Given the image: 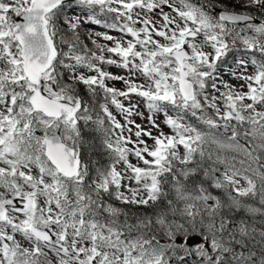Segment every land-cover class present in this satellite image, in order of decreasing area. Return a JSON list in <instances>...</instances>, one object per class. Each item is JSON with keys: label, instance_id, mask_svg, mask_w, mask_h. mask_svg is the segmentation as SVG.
Here are the masks:
<instances>
[{"label": "rangeland", "instance_id": "rangeland-1", "mask_svg": "<svg viewBox=\"0 0 264 264\" xmlns=\"http://www.w3.org/2000/svg\"><path fill=\"white\" fill-rule=\"evenodd\" d=\"M98 1L105 3L112 13L120 17L117 25H93L84 12L75 7H71L67 13L71 26L85 34L93 45V55H87L93 62V67L85 61L82 62L83 54H75L69 50L63 53L61 60L67 65L72 81H81L83 84L99 83L103 92L105 91L101 107L110 116L113 124L107 141L114 153L113 160L105 167L103 174L77 178L67 184L57 178L55 171L42 164L43 175H38L37 164L42 161L36 150L25 152L24 156H21V162L10 156L13 148L3 143V140L11 133L15 134L14 121L22 128L32 122L30 131L36 145L41 140L43 145L41 133L46 132L47 135L52 129L48 128L50 120L32 112L27 103L31 88L26 87V82L20 79L21 60L9 57L0 44V198L13 194L11 183L18 179L20 194L32 195L36 199L35 215H23L20 209H8L9 223L0 225V264H13L11 258L20 261L22 256L17 250H32L34 241L25 239L24 232L35 225L49 230L56 241L59 237L63 238L64 244L70 245L74 251L72 256H67L68 253L56 250L58 248L50 250L39 245L38 251L51 260L47 264H188L173 256L175 251H183L185 248V245H176L174 241L182 227L181 224L167 225L158 215L152 223L158 231L152 236H148V233L144 235L137 229L144 230L143 227L151 224L150 221H141V218H136L138 223H134V227L110 224L121 229L132 241L107 240L109 230L102 227L101 223L98 227L84 225V234L78 235L77 231L80 217L91 220L85 212L90 207L98 209L96 203H99V200L105 202L116 198L132 201L133 206L139 208L144 207L149 176L141 174L149 168L153 169V153L157 147L167 145L168 137L172 134L165 121L170 114L166 111L149 114L145 96L152 95L155 80L167 82L172 77L176 78L178 67L170 56V47L174 45L181 47L185 44L191 54L198 55L196 63H193L195 72L189 78L196 94L194 100L199 101L198 104L190 105L189 110L193 114L202 112V120L205 123L217 125L226 113L229 100L236 98L232 103L236 105V113L232 114L236 118L233 121L227 118L226 122L230 120L238 129H233L228 123L224 125L228 128V136L212 131L207 132L205 136L214 147L237 153L241 160L235 158L230 161L237 164V168L231 169L225 167L229 163L227 160L220 157L209 158L216 165L210 173V186L218 188L221 183L222 189L232 190L234 197H238L247 189L246 176L256 183H264V174L257 172V166L261 164L264 154V81L259 79L264 73L260 72L262 68L254 60L252 53L244 50L248 46L254 50L262 49L264 24L226 28L223 23L217 22L221 39L225 34H230V40L221 52H230L231 55L220 63L213 53L214 46L211 42H206L199 35L191 41L183 40V34L188 30L204 35L210 34L212 29L198 31L196 23L192 21L193 16L187 17L188 11L180 0ZM251 1L225 0L229 4L241 2L239 5ZM30 3L31 0H0V37L12 33L14 27L12 15H5V11H25ZM118 17H113L112 23H116ZM141 22L148 24L154 30V35H147L140 30L138 24ZM149 62L150 66L156 67L158 75L148 69ZM202 62L208 67L201 65ZM145 68L147 71L143 72ZM52 80L53 78L49 80V86L45 87L44 92L49 98L57 99L53 93V90L57 91V87ZM252 91H256L258 95L254 97ZM67 101L76 104L73 99ZM206 112L211 114V117L207 116ZM61 126L60 123L51 125L59 129ZM190 134L192 132H185L183 137ZM173 138L175 147L172 153L180 158L182 147L177 143V136L174 135ZM6 182L8 188L2 186V183ZM253 189L255 190V187ZM103 192H108L109 196L101 198L100 193ZM65 193L68 199L63 198L64 201L62 197ZM224 195L225 192L223 197ZM234 197L228 194L224 198L234 200ZM212 201L216 202L211 196L179 197L181 217L188 220L191 216H200L206 221L204 228H207L214 240L206 238L213 251L220 253L222 261H225V264H244L241 260V250L249 249L244 242L248 240L251 246L261 242L263 234L255 229L256 223L264 225V208L242 207L235 200L232 204L227 201L226 203L231 205L229 215L235 217L243 212L245 219L234 224L230 221L231 218L225 216L224 219L220 217L218 222H213L210 212ZM259 201L262 203L264 199ZM104 207L109 208L108 205ZM104 211L108 212L109 209ZM231 233L234 234L233 238H228L227 234ZM141 240L143 242H140ZM195 258L197 257L194 256ZM215 261L216 259L212 264H215Z\"/></svg>", "mask_w": 264, "mask_h": 264}, {"label": "trees", "instance_id": "trees-1", "mask_svg": "<svg viewBox=\"0 0 264 264\" xmlns=\"http://www.w3.org/2000/svg\"><path fill=\"white\" fill-rule=\"evenodd\" d=\"M180 1L187 9L188 16H193V22L198 24L201 29H213V33L207 35L206 38L213 41L215 44H219L221 47L228 44L227 42L230 40V38H228L230 34H225L223 39L220 38L219 27L217 26L218 19L212 15L214 9H223L248 15L258 20L260 24H264V0H252L244 5H239L241 2H237L238 4H229L225 2V0ZM79 8L97 23L102 21L113 22L114 18L118 16L117 14L108 11L105 6L97 5L93 0H87L85 4L80 5ZM20 13H22V11L18 13L12 12V10L5 11V15H9V17L12 15L13 20H15ZM67 13L68 5H62L47 16V28L56 49V58L54 59L51 69L44 77V85L49 86V80L53 78L52 81L57 87V91L55 92L56 96L66 101L69 99L76 101L78 106V116H76L74 120L57 122L62 125L61 128H54L50 133L53 134L56 131H60L64 142L75 148L76 154L80 159V176L86 178L90 175L103 174L105 167L113 160L112 155L114 150H111L107 141V136L113 125L110 116L101 107V103L105 98L103 90L93 83L83 84L81 81H72L67 65L61 60L63 53L69 50L75 54H83L81 59L89 66L93 64L87 56L88 54L93 55L92 43L88 40L85 34L80 30H76L75 26H71L67 19ZM118 22L119 19H117L116 24H118ZM225 26L226 28H237V26L232 25ZM0 40L2 45L8 51L9 56L19 61V48L14 35L5 36ZM214 48L219 49L216 45ZM244 50L250 51L254 60L259 63L264 70V45L262 46V49L256 48L254 50L253 47L248 46L244 48ZM229 55H231L230 52L221 54L219 62L222 63L227 60ZM261 77L264 80V75ZM20 78L21 80L23 79L22 75ZM156 89H158V92L163 91L167 96H176L175 100H166L164 105L177 120L181 121L180 125L173 122L172 128L173 133L178 136L177 143L182 147L180 158L172 153L175 147V143L172 142V139H174L173 136L169 137L167 145H162L159 149L155 150L156 155L154 159L157 160L156 162L158 166H156L153 171H150V185L147 189L148 200L146 207L139 208L133 206L132 203L114 198L112 201L105 202H100L99 200V208L93 209L90 207L87 209L86 214H89V218L94 222L104 224L107 227H111L110 224L114 223L116 226L134 227V223L137 222L138 218H141V221H150L151 224L147 225V227H149L147 228L148 236H152L157 231L152 226L153 221L157 219V215L162 217L161 219L165 220L167 225L170 223H173L174 225H176V223L181 224L182 227L179 229V232L182 235L192 231L200 233L207 225L206 221H203L200 216H191L188 220L181 217L178 206L179 197L187 195L191 197L195 195H201L202 197H215L216 189L210 186L209 177L216 165L213 164L209 158L220 157L222 160H227L229 162L225 166L226 168H237V164H232L230 161L235 158L241 160L240 155L214 147L212 142H209L205 136L209 131L219 134L216 129L217 125H226L229 123L233 129H238L235 128L237 125L233 124L230 120L226 122L227 118L232 121L236 118L234 115L232 116V114L236 113V105L232 104L236 101V98L232 97L229 100L226 113L221 117V121H219L220 123L217 125H211L199 119L198 114L195 115L189 110L187 104L179 98L173 80L168 84L160 83ZM197 103H199V101H197ZM10 111L13 113L12 109ZM207 116L211 117V114L207 113ZM14 123V129H16L15 134L11 133L9 137L3 140V143L13 148L10 156L17 158L19 162H21V156H24L25 152L31 153L36 150L42 161V163L40 162V164H37L39 175L41 176L43 174L42 172H44V166L42 165H45L48 169L50 168L54 171L44 157L42 140L38 145L33 142L32 132L30 131L32 122L27 123L25 128H22L21 125L16 123V121H14ZM186 130L192 131V134L188 137L181 136ZM45 135L46 132H42L40 138ZM260 163L263 165L259 164V166H257V172L264 174V154H262V160ZM4 174L7 175L6 173ZM56 176L59 180L62 179L58 175ZM3 185L6 187L8 186L7 182L5 184L3 183ZM6 187L5 189H7ZM257 193L258 191L255 190L251 194L250 199L247 196L239 197V201L244 204H247V202L250 203L251 201L253 202ZM100 196L104 199L109 196V193L103 192L102 194L100 193ZM218 199L216 205L210 211L211 216H213L214 219L213 222H218V218L221 217L224 219L225 216L231 218L230 221L234 224H237L239 220H243V214L231 217L229 215L231 213L229 208L230 204L227 205L226 203L221 202L222 200H220V198ZM238 204L241 206L240 203ZM102 205H108L109 211L105 212L102 209L104 207ZM113 209L117 211V214L111 218ZM211 227L213 228L214 226L212 225ZM256 228L262 230L261 225ZM233 236L234 234L232 233L227 234L228 238H233ZM26 238H29L28 235ZM150 242H152V240H150ZM39 245L40 244L36 242L32 245V250H17L22 258L20 261H16V258H11L12 263L45 264L46 262L47 264L48 261L51 262L49 258L45 257L40 251H38ZM259 250L260 254L258 257L262 260L263 264L264 235H262L261 242L259 243Z\"/></svg>", "mask_w": 264, "mask_h": 264}, {"label": "water", "instance_id": "water-1", "mask_svg": "<svg viewBox=\"0 0 264 264\" xmlns=\"http://www.w3.org/2000/svg\"><path fill=\"white\" fill-rule=\"evenodd\" d=\"M74 1L83 0H33L30 8L18 16L15 21L16 42L20 47L19 57L22 60L21 69L26 80L33 86V90L28 96V102L35 111H39L49 118L66 117L72 119L77 112L74 105L55 101L45 95L42 79L55 58V48L47 30L46 16L62 4ZM216 13L220 21L229 24L244 26L257 23L255 19L249 16L234 12L218 9ZM139 27L149 35L154 34V31L147 24L141 23ZM198 37L195 32L185 34L186 39L194 40ZM171 56L180 67L177 80L180 95L189 102L194 97V91L187 78L193 69L184 61H192L193 58L185 47L174 50ZM200 116L203 117V114L200 113ZM219 130L224 135L229 134L227 128H219ZM44 155L57 172L66 178H73L78 175L80 160L75 155L74 149L62 142L59 134L45 138ZM11 185L15 190L18 189V181H13ZM66 197L67 195H65ZM17 200L24 202L21 206L22 210L33 211L35 209L33 196H21L18 193L10 194L0 200V223L6 220L7 208L19 207ZM29 233L41 243L70 254L68 248L63 246L61 242H54V237L47 229L33 227ZM198 239V237H192L188 240Z\"/></svg>", "mask_w": 264, "mask_h": 264}, {"label": "flooded vegetation", "instance_id": "flooded-vegetation-1", "mask_svg": "<svg viewBox=\"0 0 264 264\" xmlns=\"http://www.w3.org/2000/svg\"><path fill=\"white\" fill-rule=\"evenodd\" d=\"M245 181L247 183L248 188H247V193L245 191L243 196H247L249 199L251 198V194L254 191L252 186H254L255 190L258 191L254 201L253 202L251 201L250 203L247 202V206L252 207V208L261 206L262 208H264V202L261 203L259 201L260 199H264V194H262V193H264V185H263L264 183L263 184L261 183V185L259 183L253 184L254 180H252V179L247 180V178L245 179ZM215 194H214L215 195L214 199L216 200V202H214V201L211 202V206H210L211 209L216 205L217 201L219 200L218 198H220V200H222L221 202H224V203L227 202V200L224 198L225 196L223 197V195L221 194V191H219V192L216 191ZM240 195L238 197H234V198L238 202L242 203L241 201H239V197H242ZM242 214H243V212H242ZM81 225L84 227V225H89V223L82 220ZM256 225L259 226L258 223H256ZM261 226H262V230H259L256 228L255 231L259 232L260 234L262 233L264 235V225H261ZM143 228H144V230L140 229V228H137V229L141 230L144 235H147L146 227H143ZM194 232L198 233L197 231H194ZM192 236H200V237L202 236L203 239L201 241H197L193 245H188L186 243V239H188L189 237H192ZM206 237L212 241L214 240V238L211 235H209L207 230L203 231L202 234H196V235H189L188 233H185L184 236H180L179 238L175 239L176 245L177 244L185 245L184 250L183 251H175L173 253V256L175 258H177L178 261L179 260L185 261L188 264H202V263L212 264L215 259H217L215 261L216 262L215 264H225V261H222V258H221L222 256L220 255V253L217 251H213L214 249H213L212 245L209 244ZM60 240L64 241L63 238H60ZM140 242H143V240H141ZM244 243L246 244V247L249 248L248 251H246L244 249L241 250L242 251L241 252V260H243L244 264H262V260L258 257L259 256V243H256L253 246H251L249 244L248 240H246ZM198 255H199V257H198ZM194 256L197 258L194 259ZM238 264H241V262H238ZM263 264H264V259H263Z\"/></svg>", "mask_w": 264, "mask_h": 264}]
</instances>
